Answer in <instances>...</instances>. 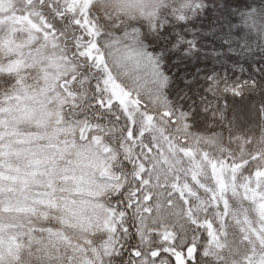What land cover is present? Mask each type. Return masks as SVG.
I'll return each instance as SVG.
<instances>
[{"label":"snow or ice","instance_id":"snow-or-ice-1","mask_svg":"<svg viewBox=\"0 0 264 264\" xmlns=\"http://www.w3.org/2000/svg\"><path fill=\"white\" fill-rule=\"evenodd\" d=\"M39 9L36 83L0 71V264H243L229 217L247 264H264V0ZM257 46L259 67L235 75ZM13 93L37 111L13 120Z\"/></svg>","mask_w":264,"mask_h":264},{"label":"rangeland","instance_id":"rangeland-1","mask_svg":"<svg viewBox=\"0 0 264 264\" xmlns=\"http://www.w3.org/2000/svg\"><path fill=\"white\" fill-rule=\"evenodd\" d=\"M31 1H33L32 5H36L35 11L33 10V8L31 10L28 9L29 6L27 4ZM39 4L40 0H0V50L7 52L10 55L9 59L1 69L7 71H16L27 66H31L26 63L24 59L25 56H31L33 62H36V53L38 51L37 45L39 43L37 37L40 34H43L44 28L47 27V24L43 22L42 18H38V16L36 15V13L40 11L38 10ZM46 13L47 12L45 11V16H47ZM48 20L51 21L52 18H49ZM22 29H26L28 34V40L24 43L16 40L15 38L17 37L14 36L15 32H17L18 30L22 31ZM89 31H92V29L89 28ZM57 35H59V33H57ZM44 76L50 77L51 73L44 72ZM54 80L55 78H53V82L49 85V87L55 86ZM114 91L116 90L114 89ZM14 96H16L17 98L18 106L12 105L9 107L8 111L10 113H16V115H13L11 118L13 120L29 118L34 113V110L33 107L26 102V98L31 99V97L28 96L27 93L25 94V96H17L16 94ZM257 175L259 177L260 174L258 173ZM193 179H195V176H193ZM227 203H230L233 210H238L241 213H243L244 209H248V219L252 223H255L256 215L248 200H244L242 203L240 199L233 197L232 193L229 192L227 194L226 204ZM241 219H243V217H241ZM228 223L230 225L228 229L229 239L236 240L239 244V248L234 249V254L230 256L229 259L242 261L243 264H247V261L244 259L243 255L244 244L240 243L239 241V230L231 227L233 222L230 217ZM211 231L212 229H210V232ZM164 238L171 240L172 236L169 233H164ZM214 240L215 236L213 235L212 241L210 242H213ZM170 250L175 252L174 249ZM224 255H228L227 251H225ZM208 256L219 260V258L216 256ZM177 264H181V258L179 257Z\"/></svg>","mask_w":264,"mask_h":264},{"label":"trees","instance_id":"trees-1","mask_svg":"<svg viewBox=\"0 0 264 264\" xmlns=\"http://www.w3.org/2000/svg\"><path fill=\"white\" fill-rule=\"evenodd\" d=\"M32 2H29L27 5L29 6V10L32 9V7H30L32 5ZM38 10L39 7H38ZM47 16H48V19L49 18H52L50 15H48V13H46ZM208 16H209V19H211V9L209 10V13H208ZM238 24L241 25V27L243 26L242 25V21L240 20H237V21H234ZM14 36H16L17 38H15L16 40H19L21 41L22 43L26 42L28 40V34H27V30L26 29H22V31L18 30L17 32H15ZM61 39V46H63L65 40L63 37L60 38ZM252 39L254 40H257V43H258V38L253 35L252 36ZM260 48L257 46L256 49L254 50L253 52V55L251 57H244V58H238L240 63L244 65V68L247 70L245 72H241L240 70H236L235 72V75H238V76H241V77H244L247 75V72H250L252 70V65L255 64L256 67H259L260 63H261V59H260ZM9 54L7 52H4L2 50H0V71H4V72H8V73H12L13 75H15L17 72H21L24 79L27 81L28 84H35L36 83V80H35V76H36V72H37V69L36 67H33V66H27L23 69H19V70H16V71H7V70H3L1 69L2 66H4V64L7 62V60L9 59ZM168 68L171 70V69H174V68H179L181 71H186V72H191V69L190 68H182L180 65H173V64H169L168 65ZM194 70V69H193ZM177 81L179 80V72H177ZM17 83H19V81H17ZM6 91H11V88L3 81V80H0V98L3 97V94L6 92ZM16 93H13V95H15ZM257 100L259 98H256ZM251 100H252V97H249L247 100H237L236 102V106L238 109H240L243 113L247 114L249 112V104L251 103ZM185 103H187V101L185 100L184 101ZM34 112L37 111V109L33 108ZM231 115V110H229V116ZM214 129L212 128H209L208 131H213ZM197 259H200L201 261V264H219V260L211 257V256H208V255H204L203 253L199 254L197 256ZM160 264H166V261L164 259H162L160 261Z\"/></svg>","mask_w":264,"mask_h":264}]
</instances>
